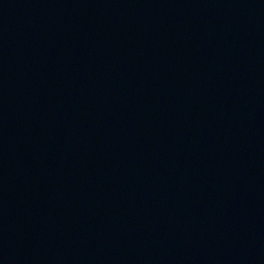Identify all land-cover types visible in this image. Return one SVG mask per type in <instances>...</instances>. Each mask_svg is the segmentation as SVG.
<instances>
[{"label": "water", "instance_id": "95a60500", "mask_svg": "<svg viewBox=\"0 0 264 264\" xmlns=\"http://www.w3.org/2000/svg\"><path fill=\"white\" fill-rule=\"evenodd\" d=\"M0 264H264V0H0Z\"/></svg>", "mask_w": 264, "mask_h": 264}]
</instances>
